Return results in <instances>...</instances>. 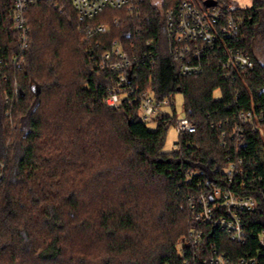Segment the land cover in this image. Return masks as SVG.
<instances>
[{
    "label": "trees",
    "instance_id": "obj_1",
    "mask_svg": "<svg viewBox=\"0 0 264 264\" xmlns=\"http://www.w3.org/2000/svg\"><path fill=\"white\" fill-rule=\"evenodd\" d=\"M182 1L143 0L137 13L105 8L83 22L71 0H35L25 13L29 43L21 54L13 2L0 0V264H180L177 244L199 227L187 199L208 192L205 167L234 158L232 146L227 153L219 143L246 110L263 115L246 126L239 154L251 160L246 181L260 180L244 190L231 186L257 202L242 214L247 241L203 231L207 244L232 258L256 254V234L264 229V64L253 46L264 0L234 13L242 48L254 62L234 81L223 79L214 63L200 74L180 73L165 25L166 13ZM101 24L106 33L88 34ZM116 40L137 59L135 88L159 99L182 94L195 131L178 135V149L163 150L174 104L171 113L144 122L138 104L103 103L115 75L99 67L100 55ZM215 179L222 185L219 170ZM257 264H264V251Z\"/></svg>",
    "mask_w": 264,
    "mask_h": 264
},
{
    "label": "built area",
    "instance_id": "obj_2",
    "mask_svg": "<svg viewBox=\"0 0 264 264\" xmlns=\"http://www.w3.org/2000/svg\"><path fill=\"white\" fill-rule=\"evenodd\" d=\"M35 0H12L13 9L11 20L18 30L21 54L29 43V26L25 13ZM143 0H71L79 21L86 22L105 8L126 9L137 13ZM214 6L206 7L200 0H183L177 10L166 13V33L169 41V55L178 63L179 71L184 76L200 74L207 63L216 64L223 79L234 81L236 73L252 68L254 62L250 55L242 48V22L234 15L240 6L232 0L223 3L212 0ZM160 5V4H159ZM117 23L116 20H114ZM89 27V26H88ZM107 25L101 24L88 28V34L93 32L104 34ZM151 44V42H147ZM23 56L13 61L20 67ZM99 67L115 75L112 85L107 86L103 103L112 109H119L123 104L132 107L138 104V118L148 122L157 116H162L165 107L173 104L172 97L156 98L152 92H142L131 82L136 78L139 68L136 57L129 55L116 40L110 49L100 55ZM237 94L238 91H235ZM262 113L252 110L240 111L230 132H225L220 140V147L227 149L232 146L235 156L229 154L225 158V165L221 168L205 167L204 173L210 188L207 193L190 195L186 207L190 210L194 221L199 225L189 230L188 234L177 244L180 264H257L259 250L264 251V229L257 232L256 242L258 251L253 256L230 257L226 252L215 248L213 243L204 241L203 227L219 229L232 242L244 245L247 241V230L242 221V214L256 208L257 202L251 195H243L232 189L236 182L240 190L246 186H254L260 177L248 179L247 166L251 160H245L240 154V143L244 139L245 129L254 120L262 119ZM178 135L192 133L195 125L188 118L174 119ZM229 136L230 138H226ZM173 149H178L174 144ZM3 168V165L1 164ZM219 170L224 179L218 185L215 172ZM193 173L189 171L186 179ZM253 183V184H251ZM200 186V185H199ZM232 186V187H231Z\"/></svg>",
    "mask_w": 264,
    "mask_h": 264
},
{
    "label": "rangeland",
    "instance_id": "obj_3",
    "mask_svg": "<svg viewBox=\"0 0 264 264\" xmlns=\"http://www.w3.org/2000/svg\"><path fill=\"white\" fill-rule=\"evenodd\" d=\"M233 2L237 3L240 7H249L251 5L252 0H232ZM154 4L156 6H159L160 0H153ZM254 52L257 55L258 59L261 62H264V20L261 21V24L258 27V32H257V38L255 41V46H254ZM215 98H219V93L215 92L214 93ZM183 96L181 93H176L173 98V104L176 110V119L179 120L184 116L183 113ZM166 112L171 113L172 108L171 106H167L164 108ZM148 129L154 130L156 125L155 123H148ZM178 140V132L176 129V126L173 124L171 125L167 132H166V137L164 141V146L163 150L164 151H171L174 147V143Z\"/></svg>",
    "mask_w": 264,
    "mask_h": 264
},
{
    "label": "water",
    "instance_id": "obj_4",
    "mask_svg": "<svg viewBox=\"0 0 264 264\" xmlns=\"http://www.w3.org/2000/svg\"><path fill=\"white\" fill-rule=\"evenodd\" d=\"M204 5H205L206 7L214 6V5H215V2L212 1V0H206V1L204 2Z\"/></svg>",
    "mask_w": 264,
    "mask_h": 264
},
{
    "label": "crops",
    "instance_id": "obj_5",
    "mask_svg": "<svg viewBox=\"0 0 264 264\" xmlns=\"http://www.w3.org/2000/svg\"><path fill=\"white\" fill-rule=\"evenodd\" d=\"M255 41H256V40H255ZM254 46H255V42H254ZM254 46H253V54L255 55L256 59H257L260 63L264 64V62H261V61L258 59L257 55L255 54V52H254V48H255V47H254Z\"/></svg>",
    "mask_w": 264,
    "mask_h": 264
},
{
    "label": "bare ground",
    "instance_id": "obj_6",
    "mask_svg": "<svg viewBox=\"0 0 264 264\" xmlns=\"http://www.w3.org/2000/svg\"><path fill=\"white\" fill-rule=\"evenodd\" d=\"M11 18V17H10ZM14 27V26H13ZM19 36V35H18Z\"/></svg>",
    "mask_w": 264,
    "mask_h": 264
}]
</instances>
